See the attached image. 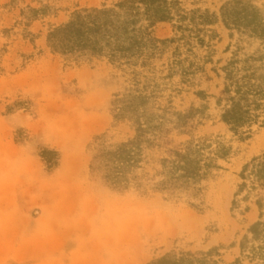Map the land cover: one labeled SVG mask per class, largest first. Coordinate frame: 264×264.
Here are the masks:
<instances>
[{
  "label": "rangeland",
  "instance_id": "374dc122",
  "mask_svg": "<svg viewBox=\"0 0 264 264\" xmlns=\"http://www.w3.org/2000/svg\"><path fill=\"white\" fill-rule=\"evenodd\" d=\"M118 1L0 0V264H147L174 249L216 246H223L230 263L239 257L238 243L251 224L260 220L253 203L235 212L232 204L243 166L264 152V127L234 134L222 122L218 98L229 62L264 44L228 29L221 18L201 27L199 37H179L176 22L157 25L155 36L170 42L151 71L142 72L154 78L157 104L171 112L197 109L189 132L173 129L167 143L149 153L151 175L170 149L189 140L221 139L231 147L221 169L204 183L202 210L190 207L187 196L115 190L91 173L96 136L107 133L112 142H123L136 134L130 122L113 119L116 95L133 87V76L106 59L54 54L47 35L78 9ZM223 3L184 0V7L219 14ZM255 3L264 14V0ZM46 5L50 14L25 19L30 7ZM44 149L58 153L55 169L46 166ZM247 205L251 210L243 214Z\"/></svg>",
  "mask_w": 264,
  "mask_h": 264
},
{
  "label": "trees",
  "instance_id": "16d2710c",
  "mask_svg": "<svg viewBox=\"0 0 264 264\" xmlns=\"http://www.w3.org/2000/svg\"><path fill=\"white\" fill-rule=\"evenodd\" d=\"M219 14L209 9L186 10L184 0H119L111 6L78 9L68 22L52 26L47 45L52 53L78 60L81 57L106 59L121 65L133 76L128 91L116 95L113 109L115 124L130 122L136 134L123 142H112L107 133L98 135L93 143L90 170L106 184L123 192L135 190L144 195L166 193L201 211L204 183L221 169L220 161L227 160L231 147L221 139L199 138L170 149L159 162L154 175L147 171L149 153L161 149L175 129L189 132V122L197 111L171 112L157 104L156 83L142 72H150L153 62L164 52L170 40L155 36L160 23H174L179 37H199L204 30L219 22L231 30L249 37H259L264 44V14L255 0H222ZM264 7V4L262 5ZM27 21H34L51 12V6L30 7ZM140 67L142 70L137 71ZM153 70V69H152ZM225 84L218 104L222 105V122L236 133L261 124L264 127V48L245 59L234 58L224 68ZM154 73V72H152ZM141 77L146 83L142 85ZM42 157L49 169L59 165L56 151L44 149ZM232 210L243 203H253L260 220L251 224L238 243L240 255L226 262L223 246L208 250L174 249L147 264H264V152L247 162L240 173ZM251 210L247 205L243 214ZM237 244L234 243V246Z\"/></svg>",
  "mask_w": 264,
  "mask_h": 264
}]
</instances>
